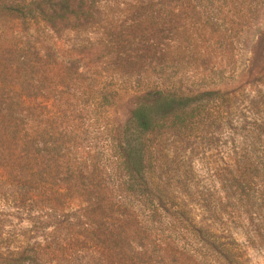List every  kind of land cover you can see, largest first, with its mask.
Listing matches in <instances>:
<instances>
[{
  "label": "trees",
  "instance_id": "obj_1",
  "mask_svg": "<svg viewBox=\"0 0 264 264\" xmlns=\"http://www.w3.org/2000/svg\"><path fill=\"white\" fill-rule=\"evenodd\" d=\"M97 1L0 0V15L33 11L54 32L83 30ZM199 1L158 0V18H207ZM253 61L246 78L261 87L239 112L242 84L220 88L212 73L187 81L158 67V83L131 94L126 120L103 126L109 143L99 153L78 145L61 110L34 130L32 110L44 117L47 103L1 99L0 167L10 181L2 199L29 224L3 231L0 223V264H249L247 244L264 245V59ZM167 136L219 148L222 166L206 165L207 181L178 177L165 148L157 172L153 147ZM238 223L252 227L243 242L231 235Z\"/></svg>",
  "mask_w": 264,
  "mask_h": 264
},
{
  "label": "rangeland",
  "instance_id": "obj_2",
  "mask_svg": "<svg viewBox=\"0 0 264 264\" xmlns=\"http://www.w3.org/2000/svg\"><path fill=\"white\" fill-rule=\"evenodd\" d=\"M237 1L241 4L236 8L229 0L195 2L207 18H158V0H98L91 25L59 32L31 15L33 11L24 18L0 15V100L14 102L27 94L35 104L47 103L52 113L44 117H39L37 108L32 110L34 130L44 127L43 119L48 118L45 125L54 119V109L61 110L62 121L67 116L62 124L77 126L76 141L90 154L99 153L109 143L103 126L106 129L108 124L126 120L137 86L158 83V67L166 74L181 71V79L187 81L199 72L212 73L220 88L242 84L239 112L261 87L246 77L252 64L249 60L255 65L264 59V0ZM184 7L178 6L181 11ZM209 11L217 18H209ZM103 94L107 101L102 100ZM196 147L191 137L182 142L171 136L159 144L157 140L152 152L156 171L168 148L170 173L209 180L205 166L220 168L224 158L219 148ZM101 157H107V152ZM8 179L0 167L3 231L29 224L26 212L2 199L9 194ZM250 228L232 224L231 235L243 242ZM246 256L249 264H264L263 243L249 242Z\"/></svg>",
  "mask_w": 264,
  "mask_h": 264
}]
</instances>
